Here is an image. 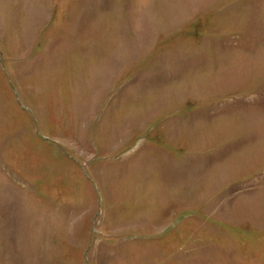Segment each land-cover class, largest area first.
Segmentation results:
<instances>
[{
	"label": "rangeland",
	"instance_id": "374dc122",
	"mask_svg": "<svg viewBox=\"0 0 264 264\" xmlns=\"http://www.w3.org/2000/svg\"><path fill=\"white\" fill-rule=\"evenodd\" d=\"M0 264H264V0H0Z\"/></svg>",
	"mask_w": 264,
	"mask_h": 264
}]
</instances>
